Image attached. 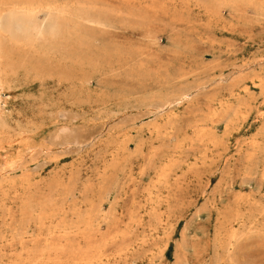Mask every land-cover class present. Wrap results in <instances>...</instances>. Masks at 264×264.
Segmentation results:
<instances>
[{"label": "rangeland", "instance_id": "374dc122", "mask_svg": "<svg viewBox=\"0 0 264 264\" xmlns=\"http://www.w3.org/2000/svg\"><path fill=\"white\" fill-rule=\"evenodd\" d=\"M17 4L63 13L0 26V264H264V0Z\"/></svg>", "mask_w": 264, "mask_h": 264}, {"label": "bare ground", "instance_id": "6f19581e", "mask_svg": "<svg viewBox=\"0 0 264 264\" xmlns=\"http://www.w3.org/2000/svg\"><path fill=\"white\" fill-rule=\"evenodd\" d=\"M45 9H46V12L44 13V15L45 14L47 15L46 18H47V21H49L48 25L46 26L43 23H40L41 21L40 22L38 21L39 20L38 15H39V12H41L40 11L41 9L34 6L33 4H26V5L17 4L16 6H14L13 9L8 11L9 12L8 14L5 15L4 22H2L1 21L2 18H0L1 29H3L4 32L8 33L13 38H15V40L17 39L25 40V39H32V38L37 39L39 36H41V39H44L42 37H49V36L55 37L60 31L61 24L59 23L62 22L61 16L63 12L61 10H58L50 6H47V8L45 7ZM3 164L4 165L2 167L7 169V167L9 166V161H6Z\"/></svg>", "mask_w": 264, "mask_h": 264}]
</instances>
